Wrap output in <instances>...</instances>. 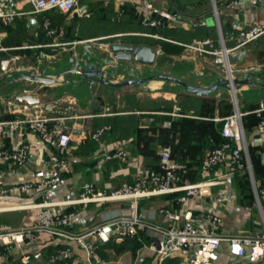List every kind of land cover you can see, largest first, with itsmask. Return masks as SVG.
Here are the masks:
<instances>
[{
	"label": "crops",
	"instance_id": "1",
	"mask_svg": "<svg viewBox=\"0 0 264 264\" xmlns=\"http://www.w3.org/2000/svg\"><path fill=\"white\" fill-rule=\"evenodd\" d=\"M225 1H214L218 22L221 29L223 28V32H227L226 30L230 29L233 22L248 27L254 21H264V5L257 3L256 0H237V4L232 6H227ZM86 4L90 12V16L86 17L67 16L56 10L48 11L46 15L50 19V26L57 30L52 35H47L46 31L38 25L41 16L35 14H21L8 25L0 24V27L4 29H0V65L2 68L9 69L12 66L20 65V59L16 61L10 59L12 56L18 55V45L3 46L1 42L6 39L16 41L17 44L22 39L29 41L31 45H28L27 48L32 49L30 54L34 57V62L40 66L32 67L33 65L30 64L26 66L38 71L44 69L45 72L47 69L42 66L43 53L46 51L51 53L54 47L60 48L64 58L68 56L69 50H73L74 53H80L82 57L89 55L92 61L106 57L109 44L114 42L134 45L146 44L162 53L159 46L153 43L154 40L167 38L166 40L182 46L185 44V41L168 39L173 38L170 36L172 33L170 31L174 28L181 29L179 35L186 34L190 28L191 30L197 28L195 33L190 32L194 38L199 40L210 38L213 42L215 41L214 44L216 43L215 16H208L207 10L196 14L195 22L179 24L177 22L182 17L173 7L172 0H88ZM103 5L107 6L109 10L104 9L106 12L100 13L96 11L95 14L94 10H98V8L100 10ZM126 7L134 12L135 16H130L133 17V21L128 17L130 14L127 15ZM28 9L29 7H24V10ZM174 10L177 12L175 15L173 14ZM141 13L164 19L166 27L162 31L149 30L153 27L141 25L138 20ZM32 19H35L37 26H31ZM92 20H97V22L103 20L104 23L107 21L110 28L102 26L101 30L93 31L88 26L90 25L88 21ZM201 20L205 21L204 25H201ZM171 24L173 27L170 26ZM110 38H116L117 41L110 42L107 40ZM122 38L127 39L123 41ZM12 50L15 52L12 53ZM245 51L246 55L233 66L239 68L240 64H245V59L249 55V51L247 49ZM181 54L182 52L170 56L177 57L174 62L176 65L175 76L186 80L191 71L187 70L188 66L183 65L185 63L182 61ZM110 66H116L113 72L106 74V77L112 82H118L125 77L153 75L151 73L136 75L139 67L148 66L138 64L132 59H114L110 65L102 64V68ZM246 67L257 68L251 64ZM15 70L13 69V73H17ZM207 74L210 75L196 76L198 80L194 84L207 85L211 83L215 78L213 77L214 72ZM4 81L6 80L4 79ZM163 83L162 80H151L145 85H139V88L131 85L113 87L100 83L90 87L85 83H79L76 76H62L51 84L22 80L18 83L5 85L1 89V96L20 92L21 89H31L33 90L31 96L38 98L40 103L60 97L66 98L64 106H56L54 111L44 113L50 117L61 118L59 121L57 120L58 122L66 121L65 125L71 133V139L66 156L68 167L65 170H57L49 165L48 147L39 137L24 127L17 129L13 135L4 138V146L14 148L20 143L26 144L29 148V160L22 167L0 163L3 183L5 186H9L21 181L35 182L40 178L54 174L58 176L57 183L44 189L41 195L25 192V198H32L33 202L23 205L41 202L43 195L47 200H61L67 192L80 190L83 183H91L96 189L110 191L118 188L122 183L135 182L143 169L156 168L158 151L164 145L170 146L172 157L176 161L188 166L182 183L200 181L202 178L198 171L199 164L212 146L219 117L217 110H214L213 113L210 110L208 116H204L198 111L203 103H210L214 96L213 94L194 95L182 86L177 87L176 83L169 82L170 85H173L171 87L165 86ZM145 88L149 90L144 91ZM245 89L246 86L237 91H241L240 95H242L240 105L246 119L243 131L251 173L258 181L264 177V134L256 132L252 115L254 114L253 109H250L249 105L254 103L258 107L260 102H264V94L256 95L252 89L249 91ZM7 102H12V99L9 98ZM7 105V103L4 105L3 102L0 107V120L21 117L19 112L8 108ZM61 108L65 110L63 111ZM66 110L69 111L65 112ZM167 122H170L169 126L165 125ZM173 123L174 126H172ZM106 125L109 126V129L97 139H92L89 136L91 132ZM117 150H122L125 157L105 159V154ZM220 171L222 169L212 172L211 176L215 177L216 173ZM245 171L247 170L238 172L241 173L238 176L242 178L235 176L237 173L229 175L223 179L222 183L213 185L209 195L189 198L184 203L176 200L182 193L178 191L141 198L138 201L137 211L141 218L151 223V226H145L141 231L148 241L144 242L135 253L127 249L117 250L116 248L123 240L116 241L112 235L107 241H97V255L100 258L98 261L79 248L73 240L48 231H39L33 240L24 239L20 246L11 251L6 260L0 261V264H22V258H26L29 261L28 264H49L54 256L59 257L56 260L57 264H158L152 259L151 245H153L152 240L160 237L161 231L169 226L167 218L160 212L162 208L178 212L189 210L197 217H202L206 210H212L222 218L220 232L223 235L259 234L264 227V204L261 212L255 205V196L248 171V184L243 179L245 174L242 172ZM9 205L14 204L0 202V207ZM127 206L128 201L121 200L92 202L86 206L79 204L73 208L64 206V209L67 208L75 213L69 230L79 233L108 218L117 216L120 209ZM34 212L35 208L32 206L15 210H0V228L28 227L32 224ZM11 213H19L18 221L15 224L7 223L4 220V216ZM62 251H67V256L60 255ZM161 264H182V261L179 257H170ZM213 264L254 263L232 255L228 242L222 241L219 257Z\"/></svg>",
	"mask_w": 264,
	"mask_h": 264
},
{
	"label": "built area",
	"instance_id": "2",
	"mask_svg": "<svg viewBox=\"0 0 264 264\" xmlns=\"http://www.w3.org/2000/svg\"><path fill=\"white\" fill-rule=\"evenodd\" d=\"M256 2L264 5V0H256ZM225 4L227 6L236 5L237 0H226ZM25 6L29 9L24 10ZM50 10L59 11L67 16H90L87 6L81 5L80 0H0V24L8 25L16 16L21 14H35L41 16L38 25L46 31L47 35H52L57 30L50 26V19L46 15ZM139 16L141 24L144 26L155 28L166 25L164 19L155 18L145 13H141ZM200 23L204 25L205 21L201 20ZM216 30V43L219 48H212L215 41L213 42L210 38L196 40L191 47L194 50L214 55L215 62L223 63L225 76L228 75L230 80L233 77L242 76L245 72L252 71V67H236L235 73L231 67L233 64L228 60V55L244 50L251 41L264 35V21H254L248 27L233 22L227 32L222 31L218 22ZM227 41L234 43L228 46ZM2 49L6 50L7 48ZM10 59L16 61L19 60V56L15 55ZM14 69L17 72L33 71L37 74L40 73L37 69L28 66L24 67L23 70L20 65ZM66 101V98L60 97L45 103L32 104L26 101L13 100L8 102V108L19 112L21 117L0 120V163L13 167H22L27 163L29 148L26 144L20 143L14 148H7L3 143L4 138L13 135L17 129L24 127L36 134L48 147L47 160L49 165L53 169L65 170L68 167L66 156L71 133L65 125H62V122H58L61 118L50 117L44 112L54 111L56 106H64ZM234 102L237 103V100L234 99ZM253 113L258 118L255 124L256 132L264 134V102H260L258 107L253 109ZM243 114L237 107L233 114L218 119L222 121L220 133L224 140L218 146L210 148L201 159L198 171L202 179L196 183H182L188 166L176 161L172 157L170 146L164 145L158 151L157 167L143 169L138 179L133 183H122L118 188L110 191L96 189L91 183H83L80 190L67 192L61 200H47L43 195L42 201L35 204L0 207L1 211L22 209L26 206L35 208L30 226L14 229L0 228V261L6 260L11 251L20 246L24 239L33 240L39 231H48L73 240L79 248L100 261L97 255V241H107L112 235L116 241H121L134 237L145 226H151V223L141 218L137 211L138 201L141 198L178 191L182 193L176 200L184 203L189 198L209 195L213 185L222 183L225 177L244 169L250 173L255 205L262 212L264 177L257 181L252 176L243 131ZM165 125L169 126L170 122L165 123ZM108 129L109 126H102L91 132L89 136L92 139H97ZM124 157L125 153L122 150L105 154L107 160ZM219 169L222 171L216 173L215 177L211 176L212 172H217ZM57 181L58 176L54 174L40 178L35 182L21 181L5 186L3 173L0 171V196H18L21 191L41 195L44 189L53 186ZM121 200H127L128 206L120 209L117 216L108 218L79 233L69 230L75 213L67 208L64 209V206L73 208L79 204L86 206L92 202ZM160 212L167 218L169 226L161 231V236L157 238V247L151 245L152 259L156 263L161 264L170 257H179L182 264H213L219 257L221 242L227 241L232 255L245 258L254 264H264V227L261 233L254 235H223L220 232L222 218L212 210H206L202 217L193 215L189 210L178 212L162 208ZM60 255L67 256V251H62ZM58 258L54 256L49 264H57ZM28 262L26 258H22V264H28Z\"/></svg>",
	"mask_w": 264,
	"mask_h": 264
},
{
	"label": "water",
	"instance_id": "3",
	"mask_svg": "<svg viewBox=\"0 0 264 264\" xmlns=\"http://www.w3.org/2000/svg\"><path fill=\"white\" fill-rule=\"evenodd\" d=\"M213 10L215 14V23H218L217 10L214 0H212ZM177 12L174 10L173 14ZM31 26H37L35 19L30 21ZM32 27V30L34 29ZM246 55L245 50H239L228 55V60L232 64L239 63L241 58ZM157 51L154 50L150 45L146 44H131V43H110L108 46V52L106 57H102L100 60H90V56L82 57L80 53H74L73 50H69L66 62L68 63L65 68L61 71L56 72L53 76L47 74L44 69L40 73L31 72H17V73H5L0 77V92L1 89L10 83H18L22 80L30 81L33 83L40 84H51L54 83L58 78L62 76H76L79 83H85L92 87L96 83L106 84L113 87H120L124 85H145L151 80H162L166 82L176 83L182 86L185 90L191 92L194 95H210L213 92L219 90H227L232 96L240 88L247 86L249 89L255 91V94H264V66L258 71H249L244 73L242 76L233 77L231 80L228 75L217 76L213 81L207 85H196L190 83L180 77L172 74H153L148 76H135L125 77L118 82H112L107 77L108 72H113L114 67L102 68V64H112L114 59L117 60H129L132 59L134 62L141 65H152L155 62ZM111 57V58H110ZM21 67V66H20ZM5 70V68L3 67ZM8 78V79H6ZM6 79V81H3ZM33 90L21 89L20 92L11 93L8 95L13 101H26L28 103L39 102L38 98L31 96ZM234 99V98H233ZM234 107L237 110V103L234 102ZM216 200V198H214ZM0 202L10 203L14 205L19 204H30L33 202L32 198H25V192L21 191L19 196H0ZM153 245L157 247V239L152 240Z\"/></svg>",
	"mask_w": 264,
	"mask_h": 264
},
{
	"label": "rangeland",
	"instance_id": "4",
	"mask_svg": "<svg viewBox=\"0 0 264 264\" xmlns=\"http://www.w3.org/2000/svg\"><path fill=\"white\" fill-rule=\"evenodd\" d=\"M88 0H80V4L81 5H87L86 2ZM173 1V7L175 8V10L180 13L182 19H179L177 23L181 24V22H195L196 21V14L201 13L203 10H207V14L208 16H212L214 15V10H213V5H212V0H172ZM216 1V0H214ZM105 7V8H104ZM104 9L109 10V8H107V6L103 5L100 10L98 8V10H94L95 14L96 11L103 12L105 11ZM91 10V9H90ZM106 12V11H105ZM127 15H129L127 13ZM130 17V15L128 16ZM138 17V16H137ZM40 19V17H38ZM117 20V19H116ZM130 20L133 21V17H130ZM138 20L141 24V19L138 17ZM88 25L89 28L93 31L96 30H101L102 26H106L108 29L110 28V24L106 21L105 23L102 21L97 22V20H92V21H88ZM142 25V24H141ZM171 27H173V25H170ZM170 26H167L170 28ZM163 27H166L163 26ZM163 27L160 28H150L149 30L152 29H157L162 31V29H164ZM0 29L4 30L3 28L0 27ZM229 30V29H228ZM226 30V31H228ZM165 34V33H163ZM168 34V33H167ZM171 34V33H170ZM176 35V33H175ZM173 34V36L171 37H175L177 38L176 35L175 36ZM121 38V37H118ZM114 39V40H113ZM127 38L122 40H126ZM108 41L112 42V41H117L116 38H110L107 39ZM199 40L198 38H192L190 40V38H186L185 40V44H187V46H182V61H184L185 66L187 67V70H190V74L188 75L189 78H186L187 81L191 83H196L195 81H197L198 79L196 78V76H203V75H210L207 74L208 72H214L213 77H217V76H225V67L223 65V63H217L215 62V56L209 53H204L201 51H197L194 50L191 46H193V43ZM184 42V40H183ZM234 42L232 41H227L226 44L228 46H231ZM31 45L29 41H25V40H21V42L18 44V49H19V59H20V66L23 70L24 67H27L26 65H33L32 67H34V65H37L34 62V57L30 54L32 49H28L27 46ZM219 48V45L217 43H215L212 48ZM246 49L249 51V55L248 57L245 59V64H240L241 68L242 67H246L248 64L254 65L255 67L257 66L256 69H252V71L258 72L260 70V67L262 65H264V35L259 36L258 38H256L255 40L251 41L247 46ZM245 49V50H246ZM108 50V49H107ZM44 57L43 58V64L42 66L45 67V69H47L46 73L47 74H52L51 76H53L54 73L61 71L63 68H65V66H67V62H66V58H64L63 53L61 52L59 47H54V50L51 51H46L45 53H43ZM32 56V57H31ZM177 57H173L170 55H164L162 53L157 54V57L155 59V62L152 65H149L148 67H139V69L137 70V72L135 73L136 75H145L148 73L151 74H158V73H163V74H173L176 75L175 72V66L174 62H176ZM179 58V57H178ZM248 63V64H247ZM246 65V66H245ZM40 66V65H37ZM233 67V70L235 72L236 66H231ZM15 67L12 66L9 71V69L6 67L5 70L2 68V66L0 65V77L1 75H4L5 73L9 72V73H13V69ZM240 68V67H239ZM251 71V70H250ZM110 72H108L109 74ZM236 73V72H235ZM196 74V75H194ZM8 79V78H6ZM5 79V80H6ZM4 81V79H3ZM194 81V82H193ZM165 86H173L170 85L169 82L163 81ZM129 86V85H128ZM134 87L139 88V85H131ZM177 87H180L179 84H176ZM144 91H148V88L143 89ZM247 91H249L250 89L246 86ZM241 91H236L235 93V99L237 100V107L239 109L240 112H242L241 110V97L242 95H240ZM214 96V99H211V102H207V103H203L201 106V109L198 111V113L202 114V115H206L208 116L209 113L214 110H217V115L219 118H221L222 116L225 115H230L233 114L235 112V107H234V99L232 94L227 91V90H219L216 92L212 93ZM3 95V94H2ZM9 100V97L6 96H1V92H0V107H2L3 102L4 105L6 103H8L7 101ZM11 99V98H10ZM216 105V106H215ZM212 107V108H211ZM211 108V109H210ZM211 110V111H210ZM64 111V109H63ZM69 110H66L65 112H68ZM226 111H229L226 113ZM243 117V115H242ZM219 122H221V120H219ZM66 121L63 122L62 121V125H65ZM66 126V125H65ZM245 174L244 176V180H246V184H248V174L247 171L242 172ZM241 173H237L235 176L240 175ZM239 178H242L240 176H238ZM19 213H11V214H7L4 216V220L8 222H11V224H15L18 221V215ZM13 229V228H11Z\"/></svg>",
	"mask_w": 264,
	"mask_h": 264
},
{
	"label": "trees",
	"instance_id": "5",
	"mask_svg": "<svg viewBox=\"0 0 264 264\" xmlns=\"http://www.w3.org/2000/svg\"><path fill=\"white\" fill-rule=\"evenodd\" d=\"M126 9H127V13L130 14V16H135L134 12L131 9H129V7H126ZM158 28H160V27H158ZM163 28H165V27H163ZM196 30H197V28H195L194 30H191V28H190L186 32V34H180L179 35V32H181V29L180 28H174V29H172V31H170V32H172L170 34V36H173V34L175 35V33H176V35H179V36H177V38L173 37V38H168V39L183 42V40L185 41L186 38L188 37L191 40L192 38H194V36H192V34H190V32L193 31V33H195ZM166 39H159V40L153 41V43H155L159 46V49L161 50L162 54H164V55H178L182 52L183 47L181 44H177V43H174V42L166 40ZM1 44H3V46H16V45H18L16 41L8 40V39L2 41ZM11 52L14 53L15 50L14 51L12 50ZM256 107L257 106H255L254 103H251L249 105L250 109H255ZM227 112H229V111H226V113ZM252 115H253L254 124H256L258 121V118L254 114H252ZM242 124L243 125L246 124V119L244 118V116L242 117ZM172 126H174V123ZM221 126H222V121L217 123V132L215 135H213L214 138H213V143H212L211 148L218 146L224 140V138L221 136V133H220ZM147 241H148L147 238H145L143 233L141 231H139L134 237L124 239L123 242L120 243V245H118V247L116 249L117 250L127 249V250H130L133 253H135V251L139 247H141L144 244V242H147Z\"/></svg>",
	"mask_w": 264,
	"mask_h": 264
},
{
	"label": "bare ground",
	"instance_id": "6",
	"mask_svg": "<svg viewBox=\"0 0 264 264\" xmlns=\"http://www.w3.org/2000/svg\"><path fill=\"white\" fill-rule=\"evenodd\" d=\"M158 84V83H157ZM233 98L235 99V96H233Z\"/></svg>",
	"mask_w": 264,
	"mask_h": 264
}]
</instances>
